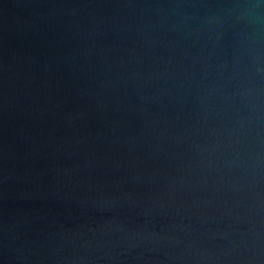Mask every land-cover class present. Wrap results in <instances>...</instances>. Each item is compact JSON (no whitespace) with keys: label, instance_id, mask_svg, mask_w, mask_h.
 <instances>
[{"label":"water","instance_id":"obj_1","mask_svg":"<svg viewBox=\"0 0 264 264\" xmlns=\"http://www.w3.org/2000/svg\"><path fill=\"white\" fill-rule=\"evenodd\" d=\"M0 264H264V0H0Z\"/></svg>","mask_w":264,"mask_h":264}]
</instances>
